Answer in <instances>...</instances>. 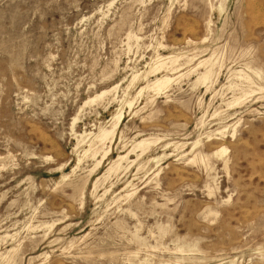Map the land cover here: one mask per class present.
<instances>
[{
    "label": "rangeland",
    "instance_id": "obj_1",
    "mask_svg": "<svg viewBox=\"0 0 264 264\" xmlns=\"http://www.w3.org/2000/svg\"><path fill=\"white\" fill-rule=\"evenodd\" d=\"M0 264H264V0H0Z\"/></svg>",
    "mask_w": 264,
    "mask_h": 264
},
{
    "label": "bare ground",
    "instance_id": "obj_2",
    "mask_svg": "<svg viewBox=\"0 0 264 264\" xmlns=\"http://www.w3.org/2000/svg\"><path fill=\"white\" fill-rule=\"evenodd\" d=\"M210 62V60H207V61H203L202 63H205V64H207V63H209ZM201 64V63H200ZM162 65H164V64H162ZM213 67V66H212ZM158 69V68H157ZM210 72H211V69H207V71H206V73L205 74H203V76L202 77H204V79H205V81L209 78V74H210ZM212 73V72H211ZM199 80V79H198ZM202 80V79H201ZM171 80L169 79V78H166V79H158L156 82H155V84H154V86H159V85H162V83H164V82H166V83H169ZM169 85V84H168ZM118 95V94H117ZM115 100H116V98H115ZM121 117H122V115L121 114H119L118 116H117V120H116V122H115V124L113 125V129L110 131V132H108V133H103V137L100 139V141L101 142H103L104 140H106V139H108L110 136H113L114 135V133H115V131H116V129H117V126H118V124H119V122H120V120H121ZM104 132V131H103ZM144 145V144H143ZM196 146H197V144H196ZM222 151V150H221ZM226 151V150H225ZM120 160V159H119ZM98 182V181H97ZM179 251V250H178Z\"/></svg>",
    "mask_w": 264,
    "mask_h": 264
}]
</instances>
